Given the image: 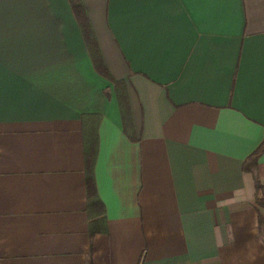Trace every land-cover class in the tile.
<instances>
[{
	"label": "crops",
	"instance_id": "crops-1",
	"mask_svg": "<svg viewBox=\"0 0 264 264\" xmlns=\"http://www.w3.org/2000/svg\"><path fill=\"white\" fill-rule=\"evenodd\" d=\"M82 1L123 85L70 0H0V264H264V0Z\"/></svg>",
	"mask_w": 264,
	"mask_h": 264
},
{
	"label": "trees",
	"instance_id": "trees-1",
	"mask_svg": "<svg viewBox=\"0 0 264 264\" xmlns=\"http://www.w3.org/2000/svg\"><path fill=\"white\" fill-rule=\"evenodd\" d=\"M70 2L72 4L73 10L76 14V17L84 33L88 47L94 59L96 69L102 75L114 81L116 86L123 85L124 84L123 81L116 80L111 75L108 67L106 66L103 60L101 51L98 46L96 35L94 33V30L92 28V25L89 19L88 10L86 6L84 5L83 1L82 0H70ZM119 95H120L119 96L120 107H121V112H122V116L124 120V127H125L126 132L129 134L131 130V126H132L129 100L125 92L120 93ZM96 152H97V147L95 143H92L86 147L88 209L90 211V214H93L94 212H98L100 210H103L104 212V205L102 201L100 200V198L98 197L96 186L94 183V177H93V166H94V160L96 157ZM99 231L100 229L98 228V226H96L95 223L94 224L92 223L90 227L91 235H94Z\"/></svg>",
	"mask_w": 264,
	"mask_h": 264
}]
</instances>
